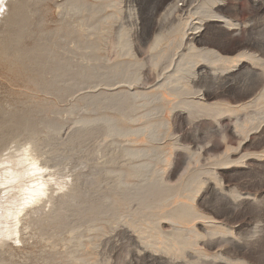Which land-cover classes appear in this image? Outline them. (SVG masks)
<instances>
[{"label": "rangeland", "instance_id": "obj_1", "mask_svg": "<svg viewBox=\"0 0 264 264\" xmlns=\"http://www.w3.org/2000/svg\"><path fill=\"white\" fill-rule=\"evenodd\" d=\"M1 3L0 264H264V0Z\"/></svg>", "mask_w": 264, "mask_h": 264}, {"label": "bare ground", "instance_id": "obj_2", "mask_svg": "<svg viewBox=\"0 0 264 264\" xmlns=\"http://www.w3.org/2000/svg\"><path fill=\"white\" fill-rule=\"evenodd\" d=\"M4 0H0V7L2 5L1 2H3ZM182 1V5H184L185 3H187V0H181ZM8 2H6L5 4H8ZM7 6V5H6ZM178 8V7H177ZM7 7L5 8V11H6ZM172 9V8H171ZM179 9V8H178ZM174 11L176 10V8L173 9ZM172 12V11H171ZM4 14V11L3 13L1 14L0 12V20H1V16ZM8 15V14H7ZM201 22V21H200ZM191 23V22H190ZM189 23V24H190ZM200 25V24H199ZM192 26V25H191ZM201 27V26H200ZM199 28V27H197ZM189 30V29H188ZM198 30H201V29H198ZM198 30H195V33L198 31ZM199 32V31H198ZM194 33V32H193ZM197 35V34H196ZM191 38V37H190ZM112 87V86H111ZM112 89V88H111ZM110 89V90H111ZM113 90V89H112ZM21 157L19 158L20 160H16L15 163H12V161L10 162H5L4 160V164L1 163L0 164V177H1V180L0 182L3 184V185H8V184H11L13 185V181L16 180V177H18V173L20 170H23L25 169L26 170V166L24 164L25 161H29V164L31 166H29L27 168V172L29 175V177H31L30 179H32V182L33 184L30 185L29 187L26 188L27 192H25L27 195L24 199V201L26 203H32V202H35V201H38L40 199H42L43 196L47 195V191H48V188H49V181L47 178H45V173H44V170L42 169V167L39 165V163L36 161V158L32 155V153L30 152L29 149H26L24 151V153L20 154ZM7 157V156H6ZM18 157V156H17ZM16 157V158H17ZM3 159V158H2ZM1 159V160H2ZM10 159V158H9ZM7 160V159H6ZM24 160V162H23ZM9 161V160H7ZM18 162V163H17ZM6 163V164H5ZM18 172V173H17ZM22 172V171H21ZM24 172V171H23ZM21 174V173H20ZM25 175V174H24ZM28 176V175H27ZM21 177V175H20ZM22 179V178H21ZM29 179V180H30ZM28 180V181H29ZM17 181V180H16ZM27 182V181H26ZM25 182V183H26ZM31 181H29L30 183ZM21 183V182H20ZM62 183V182H61ZM9 185V186H11ZM25 185V184H24ZM27 185V184H26ZM15 186V185H14ZM18 186V184H17ZM26 187V186H25ZM15 189V188H14ZM18 189V188H17ZM21 193V192H20ZM22 194V193H21ZM25 195V194H24ZM16 196V195H15ZM22 197V196H21ZM24 198V196H23ZM22 199V198H21ZM11 201L12 199H1L0 198V220L2 221L3 219L5 220V218L7 217V215H9V211L11 209V205L10 203L8 202ZM13 202V201H12ZM21 202V201H20ZM12 204V203H11ZM21 204V203H20ZM17 207V205H16ZM23 207V206H22ZM18 209V207H17ZM20 209V208H19ZM14 212V211H13ZM16 213V212H15ZM12 215V214H11ZM14 218V217H13ZM9 219V218H8ZM20 219V218H19ZM11 221V220H10ZM9 223V222H8ZM12 223V221H11ZM18 224V223H17ZM9 226V225H8ZM4 227L5 226V223H4ZM4 232H8L6 228H4ZM19 231V230H18Z\"/></svg>", "mask_w": 264, "mask_h": 264}]
</instances>
